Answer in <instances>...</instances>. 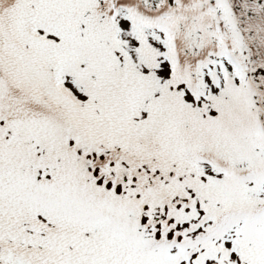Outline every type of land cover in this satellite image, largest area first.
<instances>
[{
  "label": "snow or ice",
  "instance_id": "snow-or-ice-1",
  "mask_svg": "<svg viewBox=\"0 0 264 264\" xmlns=\"http://www.w3.org/2000/svg\"><path fill=\"white\" fill-rule=\"evenodd\" d=\"M0 264H264V0H0Z\"/></svg>",
  "mask_w": 264,
  "mask_h": 264
}]
</instances>
